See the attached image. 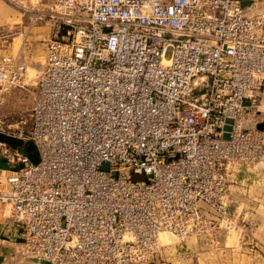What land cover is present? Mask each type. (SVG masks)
I'll return each instance as SVG.
<instances>
[{"label":"built area","instance_id":"obj_1","mask_svg":"<svg viewBox=\"0 0 264 264\" xmlns=\"http://www.w3.org/2000/svg\"><path fill=\"white\" fill-rule=\"evenodd\" d=\"M45 1L29 11L53 30L27 132L2 108L33 79L0 58V214L25 260L151 264L161 237L226 216L234 165L264 161V15L237 0Z\"/></svg>","mask_w":264,"mask_h":264},{"label":"rangeland","instance_id":"obj_2","mask_svg":"<svg viewBox=\"0 0 264 264\" xmlns=\"http://www.w3.org/2000/svg\"><path fill=\"white\" fill-rule=\"evenodd\" d=\"M38 2L41 0H0V58H17L28 67L29 78L33 79L32 86L15 90L6 98L2 114L8 116L7 125H12V129L20 125L26 132L31 127L30 114L38 92V77L45 66L46 41L53 30L48 20L40 23L30 20L32 7L50 8L45 0H42L44 7L37 5ZM259 15H264V10ZM259 105L264 113V104ZM260 120L264 121V115ZM29 149L34 150L33 144ZM31 156L39 161L38 152ZM136 179L143 181L145 177ZM229 186L226 216L220 218L215 227L209 226L184 242L175 238L171 241V236L161 237L162 241L172 243L155 256L156 263L264 264V161L234 165ZM4 216L6 218L7 214ZM3 224L0 217V228ZM0 264L40 263L23 259L16 245L0 244Z\"/></svg>","mask_w":264,"mask_h":264},{"label":"crops","instance_id":"obj_3","mask_svg":"<svg viewBox=\"0 0 264 264\" xmlns=\"http://www.w3.org/2000/svg\"><path fill=\"white\" fill-rule=\"evenodd\" d=\"M240 2L243 13L248 18H253L259 15V12L264 10V0H237ZM261 104H264V86L259 91ZM262 127L264 125H261ZM0 140H7L5 136L0 135ZM8 168V165L0 160V171ZM23 234L14 228L12 223L4 221L3 226L0 228V244H13L20 249L21 242L23 241ZM151 264H159L153 261Z\"/></svg>","mask_w":264,"mask_h":264},{"label":"water","instance_id":"obj_4","mask_svg":"<svg viewBox=\"0 0 264 264\" xmlns=\"http://www.w3.org/2000/svg\"><path fill=\"white\" fill-rule=\"evenodd\" d=\"M231 122H232V121H229V123H231ZM260 128H262V126H261ZM225 130H226L227 132H230L232 129H231L230 126H228V127H226ZM224 139H226V140H229V139H230V136H229L228 133H226V134L224 135Z\"/></svg>","mask_w":264,"mask_h":264},{"label":"bare ground","instance_id":"obj_5","mask_svg":"<svg viewBox=\"0 0 264 264\" xmlns=\"http://www.w3.org/2000/svg\"><path fill=\"white\" fill-rule=\"evenodd\" d=\"M34 75H36V74H34ZM8 169H9V167H8L7 169H5V170H1V171H0V174H3V173L7 174V173H8ZM0 217H1V218L5 221V223H6V218H5L4 214H0Z\"/></svg>","mask_w":264,"mask_h":264}]
</instances>
